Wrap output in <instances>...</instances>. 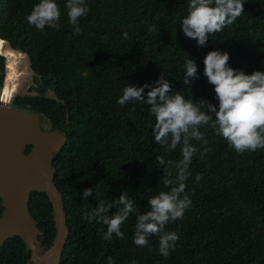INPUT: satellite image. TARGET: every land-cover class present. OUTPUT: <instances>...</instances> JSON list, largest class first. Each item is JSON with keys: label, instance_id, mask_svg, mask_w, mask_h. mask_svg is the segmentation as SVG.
I'll return each mask as SVG.
<instances>
[{"label": "trees", "instance_id": "16d2710c", "mask_svg": "<svg viewBox=\"0 0 264 264\" xmlns=\"http://www.w3.org/2000/svg\"><path fill=\"white\" fill-rule=\"evenodd\" d=\"M39 2L0 0V37L29 56L34 72L29 93L14 106L28 105L50 124L48 130L68 135L54 163L69 228L61 264H264V149L238 153L212 121L199 128L203 140H190L196 151L181 195L191 204L163 229L179 236L167 256L159 253V236H150L146 247L133 243L135 214L122 224V239L115 234L103 239L106 226L87 218L122 192L144 213L151 197L176 186L182 145L171 150L155 143L149 106L120 105L123 89L155 86L164 72L173 94L218 106L214 86L203 75L204 57L212 50L227 51L232 68L245 74L264 71V0H244V13L210 35L206 47L181 30L189 0H86L89 11L79 21V32L68 22L67 0H55L58 28L41 31L31 25L27 16ZM187 57L198 67V78L189 86L183 85ZM5 63L0 56V73ZM50 91L57 99L48 97ZM86 188H93V195L82 199ZM29 207L45 251L56 237L52 204L45 193L34 192ZM30 258L19 237L0 246V264H29Z\"/></svg>", "mask_w": 264, "mask_h": 264}, {"label": "clouds", "instance_id": "9594fccd", "mask_svg": "<svg viewBox=\"0 0 264 264\" xmlns=\"http://www.w3.org/2000/svg\"><path fill=\"white\" fill-rule=\"evenodd\" d=\"M244 4V0H189L188 14L181 21V30L186 38L195 40L199 47H206L210 35L231 26L244 13ZM66 8L69 24L75 32H79V21L89 11L86 0H67ZM60 18L61 12L55 0H40L27 16V21L43 31L46 26L58 28ZM229 59L227 51L212 50L203 61V75L214 86L218 106L203 99H186L179 92L173 94L164 72L155 81V86L128 85L123 89L117 102L120 105L129 101L147 104L155 117L154 142L171 150L182 145L183 160L176 186L151 197L147 203L148 211L140 213L127 192H122L107 204L100 203L87 218L90 222L96 220L106 226L103 239L110 240L113 234L122 239V224L130 214H135L133 243L136 246L146 247L150 236H159V253L162 256H167L170 250L175 249L179 236L175 232H163V229L169 222L181 219L191 204L189 197H182L181 194L185 189L187 167L196 151L190 140H203V134L199 131L201 126L212 121L217 134L227 141L229 148L238 153L264 149V71L245 74L232 68ZM184 67L183 85L189 86L193 79L198 78V67L188 57ZM145 88L149 89L147 93ZM205 106L207 111L203 110ZM209 113L214 114L215 118ZM200 178L197 176V180ZM164 183L169 185L170 181L165 180ZM92 195L93 188H86L82 199ZM113 206L117 211L108 215Z\"/></svg>", "mask_w": 264, "mask_h": 264}, {"label": "water", "instance_id": "95a60500", "mask_svg": "<svg viewBox=\"0 0 264 264\" xmlns=\"http://www.w3.org/2000/svg\"><path fill=\"white\" fill-rule=\"evenodd\" d=\"M0 56L6 60V77L0 94V198L3 207L0 246L19 237L31 251L29 264H61L69 228L63 196L55 183L57 170L54 163L67 143L68 135L59 129H45V120L28 105L22 109L14 106L18 97L28 94L22 80L27 73L33 79L31 61L25 52L15 49L1 37ZM20 59L23 70L13 74ZM14 82H17V89L12 92L10 85ZM51 95L57 99L54 91L48 93V97ZM34 192L45 193L53 207L56 237L45 251L39 240L43 233L29 207Z\"/></svg>", "mask_w": 264, "mask_h": 264}, {"label": "rangeland", "instance_id": "374dc122", "mask_svg": "<svg viewBox=\"0 0 264 264\" xmlns=\"http://www.w3.org/2000/svg\"><path fill=\"white\" fill-rule=\"evenodd\" d=\"M19 65V67L18 68H20V66H21V63H19L18 64ZM22 70H23V66H22ZM22 71H20V72H18L19 74L21 73ZM24 81L22 82V85L24 86V89L29 93V90H30V88H31V86H32V76H31V74L29 73H27L26 75H24ZM4 78H5V74L4 73H0V93H1V91H2V89H3V87H4ZM12 88H14L13 86H12ZM45 129H50V124L47 122V121H45Z\"/></svg>", "mask_w": 264, "mask_h": 264}, {"label": "bare ground", "instance_id": "6f19581e", "mask_svg": "<svg viewBox=\"0 0 264 264\" xmlns=\"http://www.w3.org/2000/svg\"><path fill=\"white\" fill-rule=\"evenodd\" d=\"M20 63H21V66H20V68H18L19 67V65L18 64H16V69L15 70H13V74H19L18 72H20V71H22V60L20 59V60H18ZM24 78L25 77H23V80L22 81H24ZM12 86L14 87V88H12ZM10 87H11V91L13 92L14 90H16L17 89V82H14V83H12L11 85H10Z\"/></svg>", "mask_w": 264, "mask_h": 264}, {"label": "flooded vegetation", "instance_id": "af4514ba", "mask_svg": "<svg viewBox=\"0 0 264 264\" xmlns=\"http://www.w3.org/2000/svg\"><path fill=\"white\" fill-rule=\"evenodd\" d=\"M4 74H5V71H4ZM6 77V76H5ZM5 79V78H4ZM1 94V93H0ZM27 106V105H26ZM25 108V107H24Z\"/></svg>", "mask_w": 264, "mask_h": 264}]
</instances>
